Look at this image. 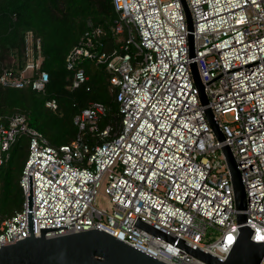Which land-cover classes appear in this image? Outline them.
<instances>
[{
	"label": "built area",
	"instance_id": "1",
	"mask_svg": "<svg viewBox=\"0 0 264 264\" xmlns=\"http://www.w3.org/2000/svg\"><path fill=\"white\" fill-rule=\"evenodd\" d=\"M185 1L193 23V59L179 0H112L118 14L114 32L127 31L123 53L99 51L102 31L94 28L67 57L71 90L88 80L77 67L80 59L106 67L116 90L117 132L99 129L106 108L97 102L75 116L76 138L57 148L48 146L23 115L14 114L0 126V167L17 137L28 140L19 179L23 209L0 218V247L29 237L30 175L35 237L39 229L66 227L46 232V238L98 229L165 264H205L133 226L139 218L224 260L238 236L224 145L240 171L251 239L264 243V0ZM191 62L206 106L200 104ZM40 65V58L30 56L18 74L3 71L0 84L42 92L48 75L39 72ZM45 107L55 111L57 103L50 100ZM205 108L224 142L216 140ZM86 129L93 146L84 139ZM103 186L107 210L95 206Z\"/></svg>",
	"mask_w": 264,
	"mask_h": 264
},
{
	"label": "trees",
	"instance_id": "2",
	"mask_svg": "<svg viewBox=\"0 0 264 264\" xmlns=\"http://www.w3.org/2000/svg\"><path fill=\"white\" fill-rule=\"evenodd\" d=\"M117 21L112 0H0V76L5 70L18 74L30 56L41 59L39 72L48 75L42 92L0 84V126L6 127L14 114L23 115L28 126L38 131L48 146L57 148L76 138L75 116L97 102L106 108L105 116L98 122L99 129L110 126L112 133L117 132L116 90L110 85L106 67L80 59L77 67L84 70L88 80L74 90L70 89L73 73L66 67L69 54L94 28L102 31L98 39L99 51L122 54L120 48L125 43L127 31L124 29L116 34ZM133 52L134 48L130 47L128 53ZM50 100L57 103L55 111L45 107ZM84 139L93 146L87 129ZM27 148V138L17 137L9 149L8 159L0 167L1 219L10 218L23 209L24 196L19 179L27 159Z\"/></svg>",
	"mask_w": 264,
	"mask_h": 264
},
{
	"label": "water",
	"instance_id": "3",
	"mask_svg": "<svg viewBox=\"0 0 264 264\" xmlns=\"http://www.w3.org/2000/svg\"><path fill=\"white\" fill-rule=\"evenodd\" d=\"M185 15L188 31V56L194 58L193 23L185 0H179ZM191 77L196 88L201 106H206L208 99L194 62L190 63ZM204 114L216 140L220 143L225 138L214 120L210 109ZM229 171L233 198L235 223L238 236L224 260H220L200 249L178 239L171 238L158 230L142 223L136 218L133 226L159 238L178 250L202 261L205 264H260L264 255V243L252 241V231L246 225V196L240 171L236 166L230 148L221 147ZM29 195L27 196V225L29 237L15 244L0 247V264H165L141 251L134 249L114 237L96 229L62 236L46 238V232L66 229V227L39 229L40 236L35 237L32 229V189L31 176L28 175Z\"/></svg>",
	"mask_w": 264,
	"mask_h": 264
},
{
	"label": "rangeland",
	"instance_id": "4",
	"mask_svg": "<svg viewBox=\"0 0 264 264\" xmlns=\"http://www.w3.org/2000/svg\"><path fill=\"white\" fill-rule=\"evenodd\" d=\"M29 43H31V41H29ZM7 156L9 157V151L4 154V158H6ZM104 187L105 186H103L99 190L98 196L95 199V206L97 208H100V209H103V210H107L108 209V201H107V198H106V196L104 194Z\"/></svg>",
	"mask_w": 264,
	"mask_h": 264
}]
</instances>
